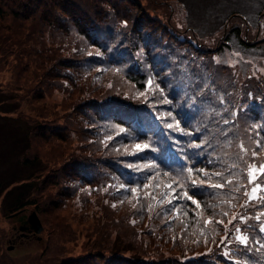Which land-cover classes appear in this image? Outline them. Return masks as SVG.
Listing matches in <instances>:
<instances>
[{
  "label": "trees",
  "instance_id": "16d2710c",
  "mask_svg": "<svg viewBox=\"0 0 264 264\" xmlns=\"http://www.w3.org/2000/svg\"><path fill=\"white\" fill-rule=\"evenodd\" d=\"M25 2L17 12L8 8L15 21L6 31L12 37L5 34L11 47L5 45L1 53L0 45V56L13 63L9 69L16 68V75H25L16 77L21 90H35L44 108L58 105L65 121L63 128L42 131L47 120L58 119L47 111L52 116H42L44 123L37 125L41 130L33 135L36 127L30 117L20 115L29 125L24 151L33 135L59 144V159L66 152L76 161L62 170L67 171L62 184L56 181L60 190L53 192L55 202L41 210L37 200L19 191L37 183L42 190L51 178L40 157L26 156L22 166L29 173L8 184L17 183L6 194H15L6 208L15 211L33 204L40 217L50 213V218L52 210H57L55 215L64 210L55 220L86 224L82 237L92 252L102 255L95 256L103 264H264V233L259 231L264 198L249 202L244 195L251 194L248 166L264 164V67L259 74L253 72V60L245 57L240 65L230 60L220 72L206 73L204 56L264 55L258 52L264 51V37L253 38L249 23L253 16L259 20L264 15V0H107L109 21L93 18L99 15L94 9L89 13L71 0ZM168 7L179 8L183 20ZM0 17L6 18L1 8ZM106 25L112 29L98 31ZM155 41L171 42L169 50L174 51L168 60ZM53 92L61 97L53 99ZM137 143L149 148L133 154ZM241 143L246 155L240 152ZM233 163L231 178L238 183L223 189L208 186L221 183L215 174L228 175ZM189 167L204 169L193 176L204 180L203 185L191 184ZM257 182L264 185V176ZM180 184L199 208L183 197ZM133 187L138 188V200ZM168 187V198L158 203ZM234 215H243L246 222L229 224ZM236 228L249 236L247 248L236 243Z\"/></svg>",
  "mask_w": 264,
  "mask_h": 264
},
{
  "label": "rangeland",
  "instance_id": "374dc122",
  "mask_svg": "<svg viewBox=\"0 0 264 264\" xmlns=\"http://www.w3.org/2000/svg\"><path fill=\"white\" fill-rule=\"evenodd\" d=\"M71 1L78 5L81 4L80 7L89 13L92 9H94V11L99 15L93 16V18H98L102 21L110 20L109 18L111 17L112 10H110L108 7L109 5L107 4V0ZM25 5V0H5L4 7L3 5H0V8L5 11L6 15V18L0 17V45L2 46L1 53H3L5 45L7 48L11 47L9 43L5 42V39L6 35L12 37V34L6 31H8V29H12L9 24L15 22L12 18V12H9L8 8L11 10L15 9L17 12L22 8V6ZM169 10L171 15L175 13V18L177 20H181V18L183 20L182 11H180L179 8L176 10H171L169 8ZM262 16V19L260 18L259 20L253 16L251 22H249L252 27L251 34L253 38H257L258 35L259 38L264 37V15ZM256 22L259 23L257 27ZM33 23L34 22L32 20L29 21V24L33 26V30L38 31L37 27L33 25ZM111 29L112 27L110 25H106L105 28H98V31L102 34H105ZM157 45H161L162 47L160 53L164 56L163 60H168L169 53H173L174 51L169 50V48L172 47L171 42L155 41L154 46ZM157 51L158 50H155L154 53ZM177 52L181 56L184 55L183 50H178ZM208 52L211 53L212 51L208 50ZM258 52L264 51L261 50ZM204 56L208 60H204L208 62V65L205 68L206 73H208L207 70L220 72L219 70L226 66L230 60L232 62L231 64L235 63L240 65L242 64V58L245 57L253 60V63H251L253 72L255 71L257 74H259L260 69L264 67L263 54H250L243 52L241 53V56L236 53H226L224 57L220 56L219 58L214 55L209 56L207 54ZM5 57L2 55L0 56V101H2L0 104V185L3 182V185L0 186V190H3L0 193V264H103V259L99 258L102 255H99L97 252H92V248L88 243L86 244L82 237L84 231L81 232V230H85L86 224L82 223L79 225L70 219L59 222L55 220L56 216H60V214L64 213V210H60V214L58 215H55L57 210H52L51 218L50 213L49 215H41V220L44 224V232L41 235L43 237V241H34L31 243L25 241L24 244H20L17 247V250L8 253L9 243L7 240L8 235L12 233L13 222L12 220H7L6 218L8 213L6 212L5 208L9 204L4 203L3 205V200L8 191H11L14 186L12 185L8 187L10 181H17L19 178L25 177L29 173L30 168L26 169L22 166L23 159L26 156L30 159L38 156L42 159L45 165L47 164L45 174L51 178V181H49V184L46 187L43 186L41 190L40 183H37L32 187H28L22 191H19V193L23 192L25 197L29 200H37L36 202H38L39 208L44 207L45 210L50 209V205L48 203H54V200L57 199L56 195L53 193L57 190H60L59 186L56 185V181H59L62 184V180H65V178L62 177H66L67 173V171L62 170H66L68 166L75 164L76 160L72 161L70 157L67 158L66 152L63 157L59 159L58 155L61 151L59 144L45 143L42 138H33V135H36L38 131L41 130V127L37 128V125L44 123L42 116H52V114L46 113L47 111H54L58 119L55 122H50V119L47 120L46 126L42 131L46 132V129H51L54 126L63 128L65 121L63 118L64 111L58 109L59 106L55 103H52V105H50L48 108H44L42 103L35 99L39 96L35 90L34 92L32 89L29 90V92L22 91L19 87L16 77L22 78L25 77V75H16L14 73V71H17L16 68L13 71L9 69L10 66L12 67L13 63H10ZM171 73H174V68L171 70ZM209 76L214 78V73H210ZM223 76V73H221L220 78ZM149 80L152 81V77L149 78ZM215 82H217V80H215ZM33 87H35V85ZM51 97L58 100L61 96L56 92H53ZM49 108L51 110H49ZM65 108L63 109L65 110ZM20 115H26L28 118L30 117L31 122L36 127V131L33 133L32 137H30V145L27 154H25L24 151V138L26 136L27 127L29 129V125L22 119V117L20 118ZM99 129L100 127H97L95 130ZM49 163H51V165ZM253 167L255 168L257 166ZM258 177L259 174H257V179ZM257 179L255 183H258ZM252 186L253 185L250 184V188H252ZM14 197L15 194L10 196L9 199H7V202L14 200ZM51 200L54 202H51ZM40 209L42 210V208ZM88 253H91V255H87ZM102 254L105 253L102 252ZM95 255H99V257H96Z\"/></svg>",
  "mask_w": 264,
  "mask_h": 264
},
{
  "label": "snow or ice",
  "instance_id": "6c2138e0",
  "mask_svg": "<svg viewBox=\"0 0 264 264\" xmlns=\"http://www.w3.org/2000/svg\"><path fill=\"white\" fill-rule=\"evenodd\" d=\"M149 84L152 83L151 80H149L148 82ZM156 88H159V85H156L155 86ZM161 91V95H163V89H160ZM165 103H170V101L166 100L164 101ZM223 103V101H221ZM238 113H233V115H237ZM225 123H229L228 120H225L224 121ZM167 127L169 129H172L174 127L173 124L169 123L167 124ZM175 127H179L178 123L175 125ZM125 130L123 128L120 129V132H124ZM108 139H111V137H109ZM195 147L197 148H200L202 147L201 145H195ZM239 149H240V152L242 154H247L248 153V149L244 146L243 143H241L240 145H238ZM261 145L259 143V141L257 142V148H260ZM132 148L134 149V153L135 154L136 152H141V151H144L145 149H148L149 148V144L147 143H144V144H141V143H137V144H134L132 146ZM257 155L256 151H253L252 152V156L255 157ZM242 158V157H240ZM131 167V166H130ZM145 167H152V165H146ZM236 167L235 163H233L232 165H229L228 166V175H225V173L223 172H218L216 173L215 175L220 177L221 179V183H216V184H210L208 185L209 187L211 188H215V189H223L226 185H233L234 183H238L236 181H234L231 177L235 175L234 172H232V169H234ZM187 172H188V176H189V179H190V182L193 186H197L198 184L199 185H203L205 183L204 180H200V181H197L196 179L193 178L194 174L196 173H203L204 172V169H194V168H187ZM257 174L261 175V176H264V164L262 165H259L258 167H252L251 165L248 166V170H247V181H248V184H251L253 185L252 188H251V194H249V192L245 191L244 192V195L245 197H247V200L249 202L253 201V200H259V199H262L264 198V185H260L258 183H255L256 179H257ZM164 175H167V173H164ZM121 187L123 188L124 186L121 185ZM145 189H147L149 187L148 184H145L143 186ZM180 187L182 189V194H183V197L188 200V201H191L192 204L196 205L198 208L200 207L199 205V202L193 198V196L187 192L186 190H183L184 189V185L183 184H180ZM236 190H239V188H237ZM131 192L133 194V196H136L137 197V200L139 199V197L137 196V193H138V188L137 187H133L131 188ZM169 192H171V187H168L167 190L161 194L159 200L157 201L159 203L160 200H164V199H167L168 196H169ZM152 199H156L155 197H152ZM172 201L171 199H168V203L170 204ZM113 207H115V205H113ZM149 210H151V206H149ZM177 212H179V210L177 209L176 210ZM222 215L224 216H227L228 213L227 212H224ZM239 219L241 223H245L246 222V217H244L243 215H239V216H233L231 220L228 221L229 224H232L234 220H237ZM261 219V217L257 216L256 217V220L259 221ZM206 223H212L211 220H208L206 221ZM217 223H223V220H220V221H217ZM259 231L261 233H264V225H262L259 229ZM235 232H236V235H235V241L236 243H238L239 245H241L242 247L244 248H247L248 245H249V236L244 234L243 230L241 228H236L235 229ZM224 241H227L228 237L225 236L224 238ZM261 247H264V245H261ZM259 250V249H257ZM225 255H229V253H225Z\"/></svg>",
  "mask_w": 264,
  "mask_h": 264
},
{
  "label": "flooded vegetation",
  "instance_id": "af4514ba",
  "mask_svg": "<svg viewBox=\"0 0 264 264\" xmlns=\"http://www.w3.org/2000/svg\"><path fill=\"white\" fill-rule=\"evenodd\" d=\"M29 215L25 211L19 213L18 215H9L7 220H12V233L8 235L7 242L9 243L11 250L15 251L20 244H24L25 241L28 243L36 241L39 237L34 233Z\"/></svg>",
  "mask_w": 264,
  "mask_h": 264
},
{
  "label": "water",
  "instance_id": "95a60500",
  "mask_svg": "<svg viewBox=\"0 0 264 264\" xmlns=\"http://www.w3.org/2000/svg\"><path fill=\"white\" fill-rule=\"evenodd\" d=\"M30 221L34 225L33 227H34V229L36 230L37 233H40L43 230V226H42L38 216L36 215V213H33L30 216Z\"/></svg>",
  "mask_w": 264,
  "mask_h": 264
}]
</instances>
